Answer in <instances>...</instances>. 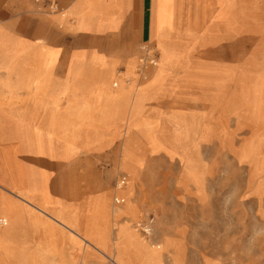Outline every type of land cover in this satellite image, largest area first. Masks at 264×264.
Returning <instances> with one entry per match:
<instances>
[{"label":"crops","instance_id":"0c3cea01","mask_svg":"<svg viewBox=\"0 0 264 264\" xmlns=\"http://www.w3.org/2000/svg\"><path fill=\"white\" fill-rule=\"evenodd\" d=\"M247 8L250 17L264 1L0 0V249H76L72 264H102L99 253L114 264H167L170 242L149 245L128 223L111 245L116 217L136 215L133 181L118 191L126 204L112 202L116 170L136 179L141 163L129 120L159 84L138 92L132 66L152 44L161 63L153 74L175 71L195 45L236 31Z\"/></svg>","mask_w":264,"mask_h":264},{"label":"rangeland","instance_id":"374dc122","mask_svg":"<svg viewBox=\"0 0 264 264\" xmlns=\"http://www.w3.org/2000/svg\"><path fill=\"white\" fill-rule=\"evenodd\" d=\"M244 13L236 31L195 45V55L177 57L176 70L168 74H153L156 66L142 71L147 44L142 45L132 86L139 92L159 84L145 93L142 116L129 120V144L141 163L136 179L116 170L112 202L117 208L126 204L115 202L122 198L116 181L126 174L125 186L133 181L136 215L116 217L111 245L121 224L128 223L149 245L164 248L170 242L162 251L167 264L175 254L181 264H264V11ZM182 60L188 61L187 70L178 66ZM100 219L93 216V222ZM60 250L65 263L56 258ZM0 251L4 264H34L46 256L48 264H72L66 258L76 255V249L60 248L12 257L9 249ZM99 254L102 264H114Z\"/></svg>","mask_w":264,"mask_h":264},{"label":"built area","instance_id":"2783aa9c","mask_svg":"<svg viewBox=\"0 0 264 264\" xmlns=\"http://www.w3.org/2000/svg\"><path fill=\"white\" fill-rule=\"evenodd\" d=\"M143 51H144V54L141 57V69L143 72H146V69L148 67L157 65L158 53L153 51V49L149 46V44H147L146 46H143ZM127 180L128 178L126 174L120 175L116 181V187H118L119 189L124 187L127 184ZM116 202L120 203L121 199L118 197L116 199ZM6 224H7L6 218L0 216V226H4ZM144 232L146 234H150L151 233L150 227H145Z\"/></svg>","mask_w":264,"mask_h":264},{"label":"bare ground","instance_id":"6f19581e","mask_svg":"<svg viewBox=\"0 0 264 264\" xmlns=\"http://www.w3.org/2000/svg\"><path fill=\"white\" fill-rule=\"evenodd\" d=\"M121 192H123V191H121ZM121 192H120V193H121Z\"/></svg>","mask_w":264,"mask_h":264}]
</instances>
